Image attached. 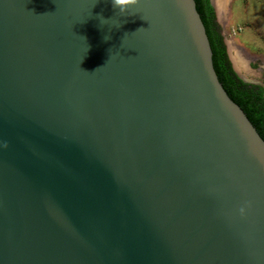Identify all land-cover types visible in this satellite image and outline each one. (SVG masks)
<instances>
[{
    "label": "water",
    "instance_id": "1",
    "mask_svg": "<svg viewBox=\"0 0 264 264\" xmlns=\"http://www.w3.org/2000/svg\"><path fill=\"white\" fill-rule=\"evenodd\" d=\"M0 264H264V140L196 0H0Z\"/></svg>",
    "mask_w": 264,
    "mask_h": 264
},
{
    "label": "rangeland",
    "instance_id": "2",
    "mask_svg": "<svg viewBox=\"0 0 264 264\" xmlns=\"http://www.w3.org/2000/svg\"><path fill=\"white\" fill-rule=\"evenodd\" d=\"M227 51L244 64L245 80L264 87V0H215ZM241 61V62H240Z\"/></svg>",
    "mask_w": 264,
    "mask_h": 264
},
{
    "label": "trees",
    "instance_id": "3",
    "mask_svg": "<svg viewBox=\"0 0 264 264\" xmlns=\"http://www.w3.org/2000/svg\"><path fill=\"white\" fill-rule=\"evenodd\" d=\"M216 53L218 80L229 98L246 112L264 140V87L242 81L232 69L225 43L209 0H196Z\"/></svg>",
    "mask_w": 264,
    "mask_h": 264
},
{
    "label": "clouds",
    "instance_id": "4",
    "mask_svg": "<svg viewBox=\"0 0 264 264\" xmlns=\"http://www.w3.org/2000/svg\"><path fill=\"white\" fill-rule=\"evenodd\" d=\"M139 0H113V7L119 9V13L126 14L129 12V9H131L134 6H138ZM105 40L111 39L110 35H105ZM4 147H7V144H4ZM250 207L249 205L242 206L239 209L240 215L245 216L247 214V209Z\"/></svg>",
    "mask_w": 264,
    "mask_h": 264
},
{
    "label": "bare ground",
    "instance_id": "5",
    "mask_svg": "<svg viewBox=\"0 0 264 264\" xmlns=\"http://www.w3.org/2000/svg\"><path fill=\"white\" fill-rule=\"evenodd\" d=\"M216 6L218 7V2H216ZM230 59L232 61V64H233L235 70L240 74V76H242L245 79L244 74H245L246 68H245L244 64H240L239 61H237V60L235 61L234 58H232L231 56H230Z\"/></svg>",
    "mask_w": 264,
    "mask_h": 264
},
{
    "label": "flooded vegetation",
    "instance_id": "6",
    "mask_svg": "<svg viewBox=\"0 0 264 264\" xmlns=\"http://www.w3.org/2000/svg\"><path fill=\"white\" fill-rule=\"evenodd\" d=\"M227 50V49H226ZM243 81V80H242ZM247 83V82H246ZM254 85H257V84H254ZM259 86H261V87H263L262 85H259Z\"/></svg>",
    "mask_w": 264,
    "mask_h": 264
}]
</instances>
